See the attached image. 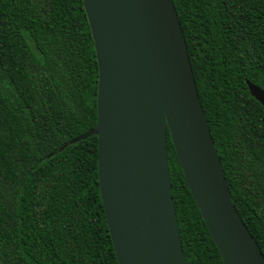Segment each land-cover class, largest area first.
I'll return each instance as SVG.
<instances>
[{
    "label": "trees",
    "instance_id": "16d2710c",
    "mask_svg": "<svg viewBox=\"0 0 264 264\" xmlns=\"http://www.w3.org/2000/svg\"><path fill=\"white\" fill-rule=\"evenodd\" d=\"M230 201L264 257V0H171ZM81 0H0V264H117L96 175ZM185 264H222L166 132Z\"/></svg>",
    "mask_w": 264,
    "mask_h": 264
},
{
    "label": "water",
    "instance_id": "95a60500",
    "mask_svg": "<svg viewBox=\"0 0 264 264\" xmlns=\"http://www.w3.org/2000/svg\"><path fill=\"white\" fill-rule=\"evenodd\" d=\"M97 67L96 175L117 264H185L166 132L222 264H264L233 208L171 0H81ZM264 109V91L245 81Z\"/></svg>",
    "mask_w": 264,
    "mask_h": 264
}]
</instances>
